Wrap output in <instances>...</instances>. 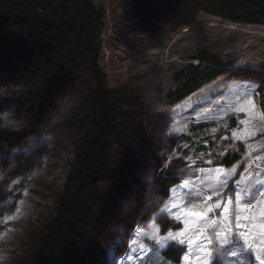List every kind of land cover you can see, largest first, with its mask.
I'll return each instance as SVG.
<instances>
[{"label": "rangeland", "instance_id": "1", "mask_svg": "<svg viewBox=\"0 0 264 264\" xmlns=\"http://www.w3.org/2000/svg\"><path fill=\"white\" fill-rule=\"evenodd\" d=\"M94 2L102 17L96 65L130 130L126 146L112 142L114 166L102 186L104 200L81 240L79 251L86 256L82 264H164L148 238L156 231L153 221L160 228L157 235L166 236L167 225L184 240L170 242L184 251L176 264H260L264 261V113L259 104L264 24L234 25L215 18L204 11L206 0H149L147 5L134 0ZM148 7L155 13L142 14ZM202 50L219 55L228 72L171 104L170 94L179 86L175 76L197 64L195 56ZM206 80L203 77L201 83ZM93 84L90 65L67 67L40 104L28 101L24 88L0 83V128L29 131L15 147L0 141V264H25L54 217L74 164L78 121L85 117V98ZM194 124L205 127L193 131ZM201 144L206 149L200 150ZM231 152L237 156L231 166L216 163ZM164 172L180 182L162 203L156 177ZM236 193L241 194L239 199ZM209 195L211 200L206 199ZM227 199L233 203L225 213ZM173 203L178 205V219L172 215L175 209L162 220L155 219ZM194 213H203V219ZM137 228L139 236L134 234ZM221 231L231 243L217 253ZM242 231L246 239L239 236ZM132 241L133 247L143 245L147 250L125 258ZM241 248L242 256L229 255ZM164 250L157 251L163 256Z\"/></svg>", "mask_w": 264, "mask_h": 264}, {"label": "trees", "instance_id": "2", "mask_svg": "<svg viewBox=\"0 0 264 264\" xmlns=\"http://www.w3.org/2000/svg\"><path fill=\"white\" fill-rule=\"evenodd\" d=\"M134 1L145 5L149 2ZM203 9L234 25L264 24V0H206ZM153 11L148 7L141 12L152 15ZM101 24L102 17L94 0H0V83L24 88L28 101L41 104L67 67L88 64L94 77L85 98L87 112L78 121L79 140L73 167L55 215L25 264L85 262L80 244L96 208L104 200L102 186L114 166L112 142L126 144L130 129L125 114L96 65L101 54ZM195 57L197 64L183 68L175 76L179 86L170 94L173 105L228 72L227 63L217 54L202 50ZM203 77L207 79L205 83H201ZM259 90V104L264 113V81ZM204 127L194 124L192 129L199 131ZM28 133V130L0 128V141L15 147ZM198 148L206 149L202 144ZM236 158L231 152L216 163L229 167ZM165 172L156 177L162 203L169 197L171 188L180 182L178 177ZM172 245L170 251L165 249L162 254L176 264L181 262L184 251L181 246Z\"/></svg>", "mask_w": 264, "mask_h": 264}, {"label": "snow or ice", "instance_id": "3", "mask_svg": "<svg viewBox=\"0 0 264 264\" xmlns=\"http://www.w3.org/2000/svg\"><path fill=\"white\" fill-rule=\"evenodd\" d=\"M241 111H244V109H241ZM241 123H243V122H241ZM233 135H235V133ZM184 183L187 185L189 182L188 181H184ZM215 195L218 196L219 193H215ZM235 195H236L237 199H239L241 197L240 193H236ZM206 199L207 200H211L212 196L209 195ZM189 203H191V202L189 201ZM232 203H233L232 199H227L226 202L223 204V210H224L225 213H227L229 211V208H228L227 205L232 204ZM221 206H222L221 203L217 202L216 207L220 208ZM173 209H175L176 211L172 212V215H173L174 218L178 219L179 218V209H178L177 203H173L171 205V209L166 205L165 208L161 210V214L158 217H156L155 219H161L162 220L164 218V216L168 215L169 212L172 211ZM211 211H212V209L209 208V212H211ZM194 215H198L199 218L203 219V215L204 214L203 213H199V214L194 213ZM9 219H11V217H9ZM237 219H239V217H237ZM153 227H155L156 231L153 232V234L148 237L149 239H151L153 241L152 251L154 253H156L158 259L164 261V264H168L166 256H161L158 253L157 250L160 249V248H163V249H166V250L170 251L171 248L173 247L172 243H170V242L175 241L178 244H183L184 240L183 239H179L177 235H173V233L171 231H168L167 225H164V229H163V231H165L167 233V235L163 236V237L157 235V233L160 231V228L155 225V221H153ZM238 227H244V226L242 224H238ZM134 234L139 236L141 234V229L140 228L135 229L134 230ZM144 234L147 235V233H144ZM217 236L221 238L218 241L220 243L221 247L217 248L215 251L217 253H220L223 250V246L228 244V243H231V240L227 238V234L224 231L217 232ZM239 236L241 238H245L246 239L247 238V233L242 231V232L239 233ZM209 243H211V241H209ZM134 244H135V241H132V242L129 243V245H128L129 256H127L125 258H131L130 254L132 252H135L138 255L140 251H146L147 250L143 245H139L137 247H133ZM248 247L251 248V245H249ZM201 250L207 252V249H201ZM243 252H244V250L241 248L239 251H237V250L230 251L229 255L232 256V257H238V256H242ZM203 264H208V261H204ZM229 264H231V262H229ZM260 264H264V261H261Z\"/></svg>", "mask_w": 264, "mask_h": 264}]
</instances>
